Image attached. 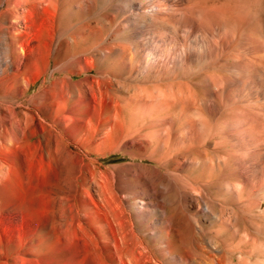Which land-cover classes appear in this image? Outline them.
I'll use <instances>...</instances> for the list:
<instances>
[{
  "label": "rangeland",
  "instance_id": "1",
  "mask_svg": "<svg viewBox=\"0 0 264 264\" xmlns=\"http://www.w3.org/2000/svg\"><path fill=\"white\" fill-rule=\"evenodd\" d=\"M148 1L0 0V264H264V0H178L245 28L249 52H217L207 33L215 55L143 71L144 31L173 55L183 33L172 43V17L139 15ZM157 101L163 117L179 112L175 136L134 120ZM190 107L211 123L202 137L182 136Z\"/></svg>",
  "mask_w": 264,
  "mask_h": 264
},
{
  "label": "bare ground",
  "instance_id": "2",
  "mask_svg": "<svg viewBox=\"0 0 264 264\" xmlns=\"http://www.w3.org/2000/svg\"><path fill=\"white\" fill-rule=\"evenodd\" d=\"M25 1V0H24ZM51 1V3L52 4H55V2H54V0H50ZM93 1V0H92ZM95 1V0H94ZM177 1L178 0H149L148 2H146V3H144L141 7H139V8H136L137 10H138V13H139V15L140 14H142V15H145V14H151L152 16H156L155 18H161V17H163L164 18V16L163 15H165V16H168V17H172L174 20L172 21L174 24H172L171 23V21H169L168 23L172 26V28H170V29H172V32L173 33H171L172 34V36H171V39H172V43H176V41H177V37H179L180 35H179V32H183V33H180L181 34V39L179 38V41H180V45H179V50L177 51V53H176V55H175V53H174V55L173 54H171L170 52H171V50H166L165 52H157V46H154L153 44H155V41H161L162 40V38H163V33L162 32H160V31H156V30H154V28H153V31H151L150 32V34L151 35H149V36H147L146 35V33H142V31L140 32V34H141V38L140 39H142V41H143V46H146L147 48H148V51H147V53L145 54V65L143 64V62H144V60H143V62H142V64H143V71H145V69H149V68H151V67H155V66H158V65H160V64H163V63H165V62H167L168 60H170L171 59V61H176V59H178V58H180V60H179V62L181 63V64H183L184 65V63H189V62H187V61H189L190 59H193V58H196V59H198L199 61H200V58H201V55L202 56H205L206 54H204L203 55V53H204V51H205V49H207V46H209V44H210V40L208 41V39L211 37V36H209L208 38H207V33H211L212 35H213V37L214 36H216V38H218V39H215V41L216 42H211V45H212V43H214L213 45L215 46H212V48L213 49H216V51H217V49L219 48L220 50H222L221 48L223 47V49H224V46H228V47H230V49L231 48H234V49H236V50H238L239 51V53L240 52H242L243 53V51H245V44L247 45L251 40L253 41V38L252 37H250V38H252V39H249V42L247 43V39L249 38L246 34H244V29H242L241 31H240V29L238 28V33H236V31L235 30H233V29H231L230 27H229V23H231L230 22V20L229 19H226V17H219L218 16V14H219V11H217V10H215V9H212L213 7H210L211 9H208V8H205V7H202V6H197V5H195L194 4V2H192L193 3V5H188L189 3H186L188 6H185L184 5V7H178L177 5H180L179 3L178 4H176L177 3ZM182 1V0H181ZM180 1V2H181ZM186 1V0H185ZM185 1H184V3H185ZM188 1V0H187ZM190 1V0H189ZM199 1V0H198ZM203 1H207V0H203ZM232 1V0H231ZM13 2V1H12ZM12 2H10L11 4H12ZM89 2H90V0H89ZM202 2V1H201ZM200 2V3H201ZM212 2V1H211ZM93 3V2H92ZM95 3V2H94ZM183 3V4H184ZM196 4H198L197 3V1L195 2ZM203 3V2H202ZM211 4V3H210ZM95 5V4H94ZM93 5V6H94ZM217 6V5H216ZM90 7V6H89ZM230 7V6H229ZM236 7V6H235ZM234 7V8H235ZM232 8V7H231ZM16 12H17V14H18V10H15ZM218 13H217V12ZM230 12H231V10H229ZM228 11V12H229ZM234 11V10H233ZM229 12V13H230ZM222 13V12H221ZM232 13H234V12H232ZM231 13V14H232ZM16 14V13H15ZM22 14H24V13H22ZM135 15V14H134ZM133 16V15H132ZM136 16V15H135ZM24 17H26V14H24ZM171 18V19H172ZM231 18H232V16H231ZM165 20H166V18H164ZM219 19H221L220 21H219ZM234 19H236V18H234ZM234 19H232V20H234ZM238 19V18H237ZM236 19V20H237ZM167 20H170V19H167ZM229 20V21H228ZM221 21H222V23H221ZM239 24H240V28H241V25H244L245 24V20H244V18L242 19V18H239ZM214 22V23H213ZM145 23V22H144ZM152 23V22H151ZM159 23V22H158ZM175 23H177V24H175ZM211 23H213V25L214 24H217L216 26L218 27L216 30L218 31V32H216V33H214V32H212L213 30H211L212 28H213V26L211 27ZM156 24V23H155ZM154 24V25H155ZM232 24H233V22H232ZM238 24V25H239ZM246 24H248L247 22H246ZM156 25H158V24H156ZM152 26V25H151ZM170 26V27H171ZM195 26H200V27H202V28H199V29H202V32H200V33H198L197 35H198V37L200 38L199 40H195L194 41V38H192L191 37V34H190V32L192 31V29H194L193 27H195ZM245 26V25H244ZM101 27V26H100ZM100 27H98L99 29H100ZM152 27H154V26H152ZM198 27L195 29V30H197L198 29ZM203 27H205V28H203ZM235 27V26H234ZM146 28V27H145ZM149 28V27H148ZM157 28V27H156ZM155 28V29H156ZM159 28V27H158ZM214 28H215V25H214ZM213 28V29H214ZM243 28V27H242ZM98 29V30H99ZM198 29V30H199ZM221 29H223L224 30V32H222V33H220L221 32ZM95 30V29H94ZM149 30V29H148ZM90 31V30H89ZM240 31V32H239ZM98 32V31H97ZM96 32V33H97ZM164 32V31H163ZM23 33V32H22ZM94 34H95V31L93 32ZM194 33H195V31L193 30V35H194ZM99 34V33H98ZM139 34V33H138ZM140 34H139V36H140ZM148 34V33H147ZM166 34H167V32H166ZM165 34V35H166ZM176 35H179V36H176ZM197 35H196V37H197ZM227 35H229V38H227V40L225 39V37L227 36ZM238 35V36H237ZM257 36V35H256ZM260 36H262V35H260ZM98 37V36H97ZM228 37V36H227ZM212 38V37H211ZM246 38V39H245ZM261 38V37H260ZM154 39H155V41H154ZM213 39V38H212ZM211 39V40H212ZM213 39V40H214ZM255 39V38H254ZM166 40V39H165ZM212 40V41H213ZM246 40V41H245ZM257 40V42H259V44L258 45H261V41H258V39H256ZM154 41V42H153ZM245 41V42H244ZM252 41H251V43H252ZM142 43V42H141ZM251 43H249L248 44V47H249V45L251 44ZM153 45V46H152ZM178 45V44H177ZM211 45L208 47V48H210L211 47ZM118 47V46H117ZM123 47V46H122ZM217 47V48H216ZM248 47H246V48H248ZM111 48V47H110ZM109 48V49H110ZM114 48V47H113ZM124 48V49H123ZM122 49L123 50H125L126 48L125 47H123ZM155 48V49H154ZM169 48V47H168ZM212 48H210L209 50L213 53L214 51H213V49ZM226 48V47H225ZM119 49H120V47H119ZM212 49V50H211ZM219 49H218V51H219ZM229 49V48H228ZM228 49H224L223 51L224 52H226L225 50H228ZM229 49V50H230ZM234 49H233V51H234ZM114 50V49H113ZM121 50V49H120ZM128 51V50H127ZM193 51H195V52H193ZM207 51H208V49H207ZM209 51V52H210ZM217 51V52H218ZM232 51V50H231ZM230 51V52H231ZM238 51H236V52H238ZM247 51V50H246ZM245 51V52H246ZM125 52V51H124ZM129 52V51H128ZM217 52H215V54L217 53ZM247 52H249V51H247ZM109 53H111V52H109ZM126 53V52H125ZM208 53V52H207ZM212 53H210V55L212 54ZM229 53V52H228ZM235 53V52H234ZM238 53V56L239 55H241V54H239ZM113 54V53H112ZM130 54V53H129ZM128 54V55H129ZM156 56H155V55ZM214 54V53H213ZM212 54V55H213ZM214 54V55H215ZM231 54H233L232 52H231ZM236 54V53H235ZM244 54H246V53H244ZM248 54V53H247ZM20 55V54H19ZM127 55V54H126ZM127 55V56H128ZM173 55V56H172ZM209 55V54H208ZM212 56V57H215V58H217L220 54L218 53V56ZM221 55L223 56V52L221 53ZM220 55V56H221ZM234 55V54H233ZM177 56H179L178 58H177ZM230 56V55H229ZM235 56H237V55H235ZM237 56V57H238ZM123 57V56H122ZM129 57V56H128ZM128 57H127V59H126V57H123V58H121V64H126V65H128ZM208 57V56H207ZM212 57H211V59H212ZM224 57V56H223ZM203 58V57H202ZM210 58V57H209ZM219 58H222V57H219ZM257 58V57H256ZM259 58V57H258ZM168 59V60H167ZM174 59V60H173ZM206 59V58H205ZM240 59V58H239ZM210 60V59H209ZM94 61V60H93ZM99 61V60H98ZM119 61V60H118ZM193 61V60H192ZM195 61V60H194ZM256 61V60H255ZM92 62V61H91ZM196 62H198V61H196ZM213 62V61H212ZM241 62H243V61H241ZM240 62V63H241ZM261 62V61H260ZM240 63H239V65H240ZM246 63V62H245ZM254 63V62H253ZM132 65H133V63H131ZM141 64V65H142ZM204 64V63H203ZM264 64V63H263ZM93 65H94V62H93ZM136 65V63L133 65V67ZM208 65V64H207ZM242 65H245V64H242ZM91 66V65H90ZM179 66V65H178ZM186 66V65H185ZM131 67V66H130ZM137 67V66H136ZM238 67H240V66H238ZM245 67H247V64H246V66ZM257 68V67H256ZM262 68V67H261ZM136 69V68H135ZM245 69V68H244ZM243 69V66H242V68H241V70H244ZM248 69H249V67H248ZM175 70V69H174ZM263 70V69H262ZM262 70H260V71H262ZM242 79H244V80H242L241 82L244 84V82H246L245 80H246V78H242ZM237 80H238V78H237ZM255 79H253V81H254ZM257 80V79H256ZM258 81V80H257ZM241 83V84H242ZM251 83V82H250ZM260 83V82H259ZM240 84V83H239ZM252 84V83H251ZM262 84V83H261ZM230 85V87H232L231 86V84H229ZM254 85H256L255 83H254ZM227 86V85H226ZM244 86V85H243ZM249 86V85H248ZM257 86V85H256ZM256 86H254V87H256ZM225 87V86H224ZM240 87H241V85H240ZM253 87V86H252ZM222 88H223V86H222ZM224 89V88H223ZM227 89V88H226ZM233 89V88H232ZM241 91H243L241 88H239ZM224 92H225V90H223ZM234 91V90H233ZM152 94V93H151ZM162 94H163V92H162ZM221 94V93H220ZM227 94V95H226ZM242 94V93H241ZM240 93H239V95H238V97L241 95ZM243 94H245V93H243ZM178 95V94H177ZM188 95H190L191 96V94H188ZM223 95H226L225 97L223 96V99L224 98H226V101L228 102V100L230 99H232L233 100V98L235 99V95H234V93L232 92V90L231 89H227V92H225ZM94 96H95V94H94ZM160 96V95H159ZM158 96V97H159ZM164 96V95H163ZM173 96V95H172ZM175 96V95H174ZM221 96V95H220ZM237 96V95H236ZM176 97V96H175ZM189 97V96H188ZM193 97V96H192ZM222 97V96H221ZM177 98V97H176ZM241 98V97H240ZM240 98H238L239 100H240ZM245 98H246V96H245ZM245 98H244V100H245ZM160 98H158V100H159ZM162 99H164V98H162ZM174 99V98H173ZM172 99V100H173ZM222 99V100H223ZM236 99H237V97H236ZM235 99V100H236ZM241 99H243V98H241ZM144 100V99H143ZM178 100V99H177ZM181 100V99H180ZM185 100V99H184ZM190 100V99H189ZM231 100V101H232ZM238 100V101H239ZM161 101V100H160ZM159 101V102H160ZM181 101H183V100H181ZM191 101V100H190ZM190 101H188V103L186 104V105H188L189 103H191ZM146 102V101H145ZM144 102V103H145ZM155 102V101H154ZM164 102V101H163ZM162 101H161V105H162V103H163ZM180 102V101H179ZM222 102H224V101H222ZM227 102H224V105H228V104H226ZM230 102V101H229ZM236 102V101H235ZM165 103H166V101H165ZM232 103H233V101H232ZM177 104V103H176ZM223 104V103H222ZM221 104V105H222ZM230 104V103H229ZM146 105V104H145ZM163 105H166V104H164L163 103ZM162 105V107H164ZM190 105V104H189ZM189 105H188V107H189ZM176 107H177V105H175ZM174 106V107H175ZM185 106V105H184ZM190 106H193V105H190ZM200 106V105H199ZM218 106V108L220 107V103L217 105ZM223 106V105H222ZM115 107H117L116 105H115ZM166 107V106H165ZM164 107V108H165ZM168 107V106H167ZM166 107V108H167ZM175 107V108H176ZM183 107V106H182ZM182 107H180V108H182ZM203 107V106H202ZM238 107V106H237ZM240 107V106H239ZM238 107V108H239ZM118 108V107H117ZM115 109V111H113V110H111L110 109V111H109V114L107 115V117H105V118H107L106 120H108L109 122L111 121V120H109L108 118H112V116H111V114L113 113L114 115L117 113V114H119V116L121 115V108H119L118 110L116 109V108H114ZM160 109H163V108H161V106H160V104L158 103V101H157V104H153L152 103V105H150V104H148L147 106H144V107H136L135 109H134V111H133V109H132V114H133V118H134V120H135V118H147L148 116H150V117H152V119L150 118V120L151 121H158V123L160 122V123H162L163 125L165 124V125H167V128L172 132V135H174L175 136V130H174V127H175V124H176V121H177V119H178V117L180 118V116H178L179 114V112L178 111H174V108H171V109H173V112L175 113V115H169V116H162V115H164V114H161L160 112H161V110ZM179 109V108H178ZM183 109H185V108H182L181 110H183ZM190 109L191 110H193L191 107L189 108V111H190ZM197 109H200V111H201V108H194V110L193 111H191V113H192V116H190V114H189V116H187V118H186V120H185V123H184V126H182V128L183 127H185L184 129V132H183V134H182V136L183 137H185V138H190L192 135H195V134H199V135H201V131H204L205 130V132L206 131H209V126H210V124H206V117H205V120H204V116L202 117V114H204V112L202 113V114H200V112L197 110ZM164 110V109H163ZM180 110V109H179ZM185 110H187V109H185ZM184 110V111H185ZM113 111V112H112ZM167 111V110H166ZM171 111V110H170ZM170 111H169V114H170ZM203 111V110H202ZM177 112V113H176ZM193 112H195V113H193ZM182 113V112H181ZM185 113H186V111H185ZM112 114V115H113ZM122 114H123V110H122ZM182 114H184V113H182ZM186 114H188V112L186 113ZM241 114V113H240ZM118 116V115H117ZM184 116V115H183ZM244 116H246V115H244ZM115 117V116H114ZM121 117V116H120ZM123 117V116H122ZM132 120L130 121L131 123H133V118H132V116L130 117ZM245 118V117H244ZM91 119V118H90ZM114 119L115 118H113L112 120L114 121ZM125 119V118H124ZM124 119H122L123 121H124ZM128 119V118H127ZM106 120H104L105 122H106ZM118 120L120 121L121 119H119V118H117V119H115V121L114 122H116L117 121V123L116 124H119L118 123ZM149 120V121H150ZM128 121H129V119H128ZM136 121H137V119H136ZM143 121V120H142ZM184 121V120H183ZM257 121V120H256ZM109 122H106V123H109ZM113 122V124H115ZM127 122V121H126ZM129 122V123H130ZM135 122V121H134ZM208 122V121H207ZM112 123V122H111ZM148 123V122H147ZM147 123H145V125H147ZM152 124H153V122H151ZM154 123H156L157 124V122H154ZM134 124V123H133ZM150 124V123H149ZM149 124H148V126H149ZM151 124V125H152ZM180 124V123H179ZM261 124V123H260ZM124 125H125V122H124ZM123 125V126H124ZM153 125H155V124H153ZM183 125V124H182ZM209 125V126H208ZM132 126V125H131ZM162 126V125H161ZM164 126H162V128H163ZM207 127H208V130H206L207 129ZM123 128H125V126L123 127ZM181 128V127H180ZM212 128V127H211ZM263 128V127H262ZM4 130H6V129H4ZM129 130V129H128ZM134 130V129H133ZM169 130H167L166 132H168ZM177 130V129H176ZM179 131H182L181 129H178ZM178 130L176 131V132H178ZM8 131H9V129H8ZM124 131V130H123ZM122 131V133H124ZM126 131V130H125ZM130 131V130H129ZM164 131H165V127H164ZM211 131V130H210ZM263 130L261 129V131H260V129H259V133H258V139L259 140H261V141H263L264 140V134H263V132H262ZM10 132V131H9ZM165 132V133H166ZM204 132V133H205ZM3 134L4 133H6V132H2ZM130 133V132H129ZM149 133V132H148ZM151 133V132H150ZM157 133V132H156ZM181 133V132H180ZM3 134H1V135H3ZM166 134H170L169 132L168 133H166ZM178 134V133H177ZM206 134H208V133H206ZM10 135V134H9ZM8 135V136H9ZM133 135V134H132ZM148 135V134H147ZM171 135V136H172ZM197 135H196V137H197ZM124 136H125V133H124ZM153 136H155V131L153 132L152 131V133H151V135L150 136H148L149 138H147L144 142H146L147 144H149L150 143V141L153 139L152 137ZM157 136V135H156ZM173 136V137H174ZM182 136H181V138H182ZM202 136H204V134L203 135H201L200 137H202ZM5 136H3V138H4ZM152 139H151V138ZM160 137V136H159ZM170 136H168V138H169ZM195 137V138H196ZM208 137V136H207ZM2 138V137H1ZM6 138V137H5ZM127 138V137H126ZM166 139V140H164L163 142V144L165 145V143L167 142V140L169 141L170 139ZM176 138H178V136L176 137ZM179 138H180V136H179ZM180 138V139H181ZM193 138V137H192ZM198 138V137H197ZM196 138V139H197ZM154 139H155V137H154ZM175 139V138H174ZM191 139V138H190ZM203 139H205V137L203 138ZM160 139L158 138V142H160L159 141ZM177 140V139H176ZM175 141V140H174ZM178 141V140H177ZM183 141V140H182ZM189 141V140H188ZM260 141V142H261ZM162 142V141H161ZM170 142H172V140H170ZM259 142V141H258ZM138 143H140L139 141H138ZM167 144V143H166ZM1 145V144H0ZM146 145V144H145ZM159 145H160V143H159ZM168 145V144H167ZM171 145V144H170ZM144 146V145H143ZM155 146H157V144L155 145ZM183 146V145H182ZM145 147V146H144ZM159 147V146H158ZM160 147H162V145L160 146ZM147 148V147H146ZM157 148V147H156ZM186 155V154H185ZM187 158V157H186ZM228 160V159H227ZM212 161V160H211ZM210 161V162H211ZM177 162V161H176ZM215 162V161H214ZM190 163V162H189ZM192 163V162H191ZM225 163V162H224ZM183 164V163H182ZM180 165V164H179ZM224 167V166H223ZM242 185V184H241ZM237 187V186H236ZM240 187V189H242V187L241 186H239ZM239 191H241V190H239ZM196 201V200H195ZM142 202H144V201H142ZM208 203V202H207ZM259 204V203H258ZM201 206V205H200ZM142 209H144V207H142ZM160 209V208H159ZM205 209H208V206H207V204L205 205ZM166 217V216H165ZM166 219V218H165ZM168 221V225H169V227L168 228H166V232L165 233H170L171 231H174L175 233H180L179 231H181L178 227H177V223L176 222H174V223H171V221L170 220H167ZM174 221V220H173ZM183 222V221H182ZM167 225V226H168ZM237 229V228H236ZM163 232V233H164ZM173 235V234H172ZM175 235V234H174ZM179 237V236H178ZM177 237V238H178ZM186 237V236H185ZM175 239V238H174ZM179 239V238H178ZM180 239H182V237L180 238ZM198 239V238H197ZM171 240V239H170ZM169 240V241H170ZM177 241V243L180 241H178V240H176ZM175 241V242H176ZM183 241V240H182ZM197 242V241H196ZM173 243H174V241H173ZM172 243V244H173ZM179 243H181V241L179 242ZM183 245H184V242H183ZM120 246V245H119ZM181 246H182V244H181ZM169 247V246H168ZM119 249H120V247H119ZM120 251H122L121 249H120ZM119 251V252H120ZM212 262V261H211Z\"/></svg>",
  "mask_w": 264,
  "mask_h": 264
}]
</instances>
